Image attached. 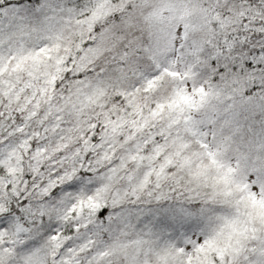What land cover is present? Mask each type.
I'll list each match as a JSON object with an SVG mask.
<instances>
[{"label":"snow or ice","instance_id":"obj_1","mask_svg":"<svg viewBox=\"0 0 264 264\" xmlns=\"http://www.w3.org/2000/svg\"><path fill=\"white\" fill-rule=\"evenodd\" d=\"M0 264H264V0H0Z\"/></svg>","mask_w":264,"mask_h":264}]
</instances>
